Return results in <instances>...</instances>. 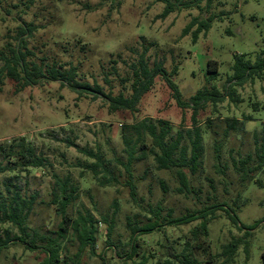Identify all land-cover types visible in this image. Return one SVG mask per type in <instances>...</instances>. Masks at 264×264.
I'll return each instance as SVG.
<instances>
[{"label": "rangeland", "instance_id": "rangeland-1", "mask_svg": "<svg viewBox=\"0 0 264 264\" xmlns=\"http://www.w3.org/2000/svg\"><path fill=\"white\" fill-rule=\"evenodd\" d=\"M181 1L180 8L163 20L158 16L165 4L156 0H0V73L5 64L2 53L9 56V46H17L19 28L30 26L32 35L26 36L24 49L31 54L27 60L42 65L45 72L75 70V82L92 88L75 92L66 83L43 79L40 85L19 92L13 80L0 74V144L25 138L37 156L44 159L42 167L23 169L16 166V159L12 164L0 157V164L13 169L0 173V194L7 196L17 190L25 200L33 201L25 231L27 240L36 237L40 246V238L51 236L62 221L53 203L55 175L70 177L71 183L79 187L78 199L68 208V215L89 213L96 221V253L88 247L82 264H133L140 263L143 256L148 258L146 264H163L166 258L162 244L170 242L177 244L180 252L200 221L138 236V257L127 259L131 250L129 218L132 225L154 221L151 210L159 204L162 217L171 211L173 217H180L225 203L235 208L242 225L264 220V188L253 182L244 184L233 167V159L255 153L254 132L264 127L263 80L237 89L242 103L226 98L217 106L210 103L198 111L197 124L205 150L202 168L196 175L189 173L195 193L180 194L175 171L158 170L149 155L132 168L138 202L130 194L122 165L127 162L122 139L125 126L151 118L170 123L175 132L193 129L194 110L178 106L162 77L156 79L135 112H111L107 99L93 92L95 86H100L105 94L131 96L134 66L139 67L145 54L151 68L163 64L183 100L190 102L206 86L215 85L225 91L236 55H246L255 62L257 54L264 50V0H203L201 7L195 4L196 0ZM185 4L192 7L187 9ZM195 19H213L210 31L202 33L197 42L192 37L197 25L187 36L183 34ZM210 61L219 63L220 75L208 84ZM255 103L260 110L256 113L252 108ZM233 120L244 122V129L226 135L228 122ZM68 141L75 145L70 146ZM147 142L151 144L149 138ZM81 149L100 152L115 167L120 183L116 187L99 186L86 168L95 160ZM257 177L264 183V173ZM161 182L166 183V192ZM215 216L206 243L213 255L219 254L233 237L245 235L224 211ZM6 232L13 242L4 251L1 264H41L45 258L41 250L30 251L15 240L23 235L18 228L0 223L2 238H6ZM250 239L249 259L241 248L235 264H263L264 222ZM62 246L73 257L79 250V241L72 236ZM195 257L199 264L209 262L201 250Z\"/></svg>", "mask_w": 264, "mask_h": 264}, {"label": "trees", "instance_id": "trees-1", "mask_svg": "<svg viewBox=\"0 0 264 264\" xmlns=\"http://www.w3.org/2000/svg\"><path fill=\"white\" fill-rule=\"evenodd\" d=\"M159 3L165 4L164 11L158 19H167L171 14L176 12L182 4L181 0L174 2L173 0H156ZM212 0H209L211 3ZM203 0H196L195 4L201 7ZM210 5V4H209ZM185 8H190L192 5L185 4ZM212 20L199 21L193 20L188 25L183 34L187 36L188 33L197 25V29L192 33L193 41L197 42L202 33L207 34L212 28ZM33 28L20 27L17 37V46H9V56H4L2 59L5 64L1 69L0 74H4L16 84L17 91H23L27 87H34L41 84L43 79L61 81L63 85L66 83L73 91L77 92L79 88L92 89L90 86H84L75 82L76 72L52 69L47 72L42 65H38L27 60L30 52H25L26 36L31 37ZM148 51L147 49L145 50ZM134 70V83L132 85L131 96H125L120 93L117 96L112 94H105L100 86H95L93 92L101 95L107 99L109 109L113 113L123 110L137 111L138 105L143 97L149 93L157 78L162 77L166 82L168 88L172 92L174 100L182 109L190 108L194 110L193 121L195 127L193 129L174 131L173 126L164 120H153L146 118L136 124L125 126L122 139L125 145V154L127 155V162L124 165V171L127 175V186L130 194L135 202L137 201V186L134 182L133 166L137 162H143L149 155L153 156L158 170L175 171L180 181L178 192L180 194L195 193L189 180V173L196 175L203 165L204 157V142L203 134L197 124L198 111L205 108L206 105L212 103L217 106L223 103L226 98H229L233 103H242L237 89L244 87L246 84L256 80L264 81V50L257 54V59L252 62L246 55H236L235 63L232 66V75L229 76L227 84L224 86V92L220 91L215 85L212 88L204 87L200 89L190 102L183 100V95L179 90L178 85L173 81L172 76L163 67V64H157L151 68L143 54L139 60V67L136 66ZM219 63L217 61H210L208 63L206 81L208 84L216 81L220 75ZM177 71H174L175 75ZM97 98V96H95ZM259 104H252L253 112H259ZM264 111V108L262 109ZM250 119V118H248ZM244 129V122L233 120L228 122L226 135L231 131H241ZM150 139L151 144L147 142ZM70 146H74V142L68 141ZM255 153L248 154L239 160L233 159V167L244 184L255 183L259 188H264V183L261 178L257 176L264 173V127L259 131L254 132ZM220 148L217 149V151ZM88 158L95 161L87 164L86 168L91 171L94 179L101 187H116L120 183V177L115 172V167L111 166L110 161L105 160L100 152L93 150L81 149ZM0 157L3 160L12 163L15 160L16 166L19 168L28 167H42L44 159L39 158L36 154L35 148L27 142L25 138H20L11 144H0ZM13 171L8 165L0 164V173ZM164 191H167L165 182H161ZM8 191L10 189L8 188ZM79 187L71 183V178L66 177L62 179L55 175V190L53 192V203L57 205L58 212L62 217V221L58 226V230L51 233V236H42L40 246L37 244L36 237L27 240L28 234L27 221L33 207V201L25 200L19 191L15 190L13 194L3 196L0 194V223H10L20 230L22 236L15 237V240L23 243L28 250H41L45 258L41 264H82V257L88 247L91 248L95 254V234L97 231L96 221L89 213L86 215L79 214L77 217L68 215V208L78 199ZM115 206L117 204L115 203ZM163 208L159 204L156 209H152L155 220H150L146 224L140 225L136 223L132 225L129 218L128 227L131 231V250L127 254L128 260H135L138 257V236L149 235L155 231H161L165 227H180L190 225L200 221V223L191 230L192 239L188 240L183 249L178 252L177 244L174 242L162 244V255L166 259L163 264H199L196 259V252L200 250L204 255H208V264H235L237 255L241 248H243L247 259L250 256L251 249V235L257 230L264 220L255 222L253 225H242L239 216L234 207L227 206L225 203L216 204L214 206H205L201 210L188 212L180 217H173L172 211L168 216L162 217ZM218 211H224L231 223L239 230L245 231L244 237H233L230 242L223 246L219 254H212L210 246H207V240L210 232L209 227L211 222L215 219ZM113 225L109 228V233H112ZM37 235V234H36ZM75 236L79 241V250L73 256H68V249L62 246V243ZM13 239L6 232V238L0 235V264L4 251L9 248ZM140 263L133 262V264H146L148 258L143 256ZM264 264V253H263Z\"/></svg>", "mask_w": 264, "mask_h": 264}]
</instances>
